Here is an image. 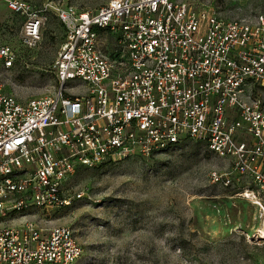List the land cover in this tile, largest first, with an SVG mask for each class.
<instances>
[{
    "label": "built area",
    "instance_id": "obj_1",
    "mask_svg": "<svg viewBox=\"0 0 264 264\" xmlns=\"http://www.w3.org/2000/svg\"><path fill=\"white\" fill-rule=\"evenodd\" d=\"M22 42L40 39L48 10L65 30L53 94L20 102L0 84V264H76L68 226L34 210L68 206L79 166L150 157L187 140L230 170L264 218V14L226 18L177 0H109L95 10L7 0ZM49 8V9H48ZM0 44V62L14 63ZM20 220L18 224L13 222ZM23 220V221H21Z\"/></svg>",
    "mask_w": 264,
    "mask_h": 264
},
{
    "label": "rangeland",
    "instance_id": "obj_2",
    "mask_svg": "<svg viewBox=\"0 0 264 264\" xmlns=\"http://www.w3.org/2000/svg\"><path fill=\"white\" fill-rule=\"evenodd\" d=\"M21 1L36 9L62 5L90 11L109 0ZM177 1L195 10L209 7L226 18L264 14V0ZM47 13L40 39L27 46L20 17L0 0V44L15 55L9 69L0 62V84L3 93L20 102L57 89L53 64L65 30ZM256 95L264 110V92ZM229 170L228 162L204 144L187 140L147 158L79 166L68 187L81 192L80 199L31 214L44 228L74 231L82 247L76 264H264L263 213L240 195L241 183L211 181L212 173Z\"/></svg>",
    "mask_w": 264,
    "mask_h": 264
},
{
    "label": "bare ground",
    "instance_id": "obj_3",
    "mask_svg": "<svg viewBox=\"0 0 264 264\" xmlns=\"http://www.w3.org/2000/svg\"><path fill=\"white\" fill-rule=\"evenodd\" d=\"M261 235H262V233H261ZM264 236V235H263Z\"/></svg>",
    "mask_w": 264,
    "mask_h": 264
}]
</instances>
